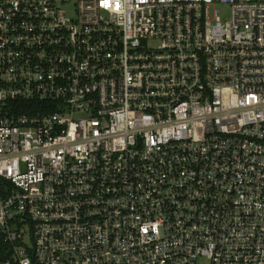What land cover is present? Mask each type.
I'll return each instance as SVG.
<instances>
[{
  "label": "built area",
  "instance_id": "obj_1",
  "mask_svg": "<svg viewBox=\"0 0 264 264\" xmlns=\"http://www.w3.org/2000/svg\"><path fill=\"white\" fill-rule=\"evenodd\" d=\"M199 256L264 264V0H0V264Z\"/></svg>",
  "mask_w": 264,
  "mask_h": 264
},
{
  "label": "rangeland",
  "instance_id": "obj_2",
  "mask_svg": "<svg viewBox=\"0 0 264 264\" xmlns=\"http://www.w3.org/2000/svg\"><path fill=\"white\" fill-rule=\"evenodd\" d=\"M219 8L222 11L223 17L227 18L229 6L225 4H219ZM196 264H211V260L207 256H199V258L196 261Z\"/></svg>",
  "mask_w": 264,
  "mask_h": 264
}]
</instances>
